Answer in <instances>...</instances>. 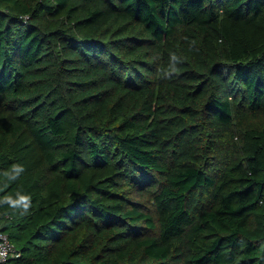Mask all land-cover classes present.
I'll return each mask as SVG.
<instances>
[{"label":"trees","instance_id":"1","mask_svg":"<svg viewBox=\"0 0 264 264\" xmlns=\"http://www.w3.org/2000/svg\"><path fill=\"white\" fill-rule=\"evenodd\" d=\"M0 229L10 264H264V0H0Z\"/></svg>","mask_w":264,"mask_h":264},{"label":"built area","instance_id":"2","mask_svg":"<svg viewBox=\"0 0 264 264\" xmlns=\"http://www.w3.org/2000/svg\"><path fill=\"white\" fill-rule=\"evenodd\" d=\"M19 257H21V251L15 247L9 235L0 229V264H10Z\"/></svg>","mask_w":264,"mask_h":264},{"label":"clouds","instance_id":"3","mask_svg":"<svg viewBox=\"0 0 264 264\" xmlns=\"http://www.w3.org/2000/svg\"><path fill=\"white\" fill-rule=\"evenodd\" d=\"M172 59H173V60H175V59H176V57H175V56H173V57H172ZM175 70H176V69H175V68H173V71H175Z\"/></svg>","mask_w":264,"mask_h":264}]
</instances>
